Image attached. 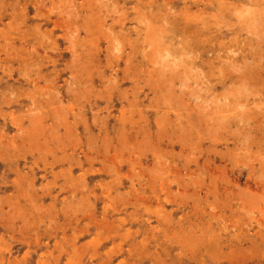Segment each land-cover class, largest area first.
I'll return each instance as SVG.
<instances>
[{"label": "rangeland", "instance_id": "374dc122", "mask_svg": "<svg viewBox=\"0 0 264 264\" xmlns=\"http://www.w3.org/2000/svg\"><path fill=\"white\" fill-rule=\"evenodd\" d=\"M0 264H264V0H0Z\"/></svg>", "mask_w": 264, "mask_h": 264}]
</instances>
